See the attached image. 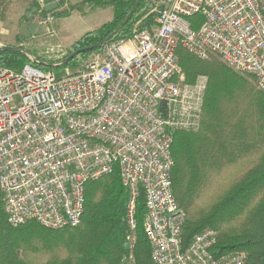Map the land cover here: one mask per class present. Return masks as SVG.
<instances>
[{"label": "built area", "instance_id": "obj_1", "mask_svg": "<svg viewBox=\"0 0 264 264\" xmlns=\"http://www.w3.org/2000/svg\"><path fill=\"white\" fill-rule=\"evenodd\" d=\"M179 47L220 58L264 92V0H163L156 27L107 41L76 75L59 79L32 62L20 72L0 66V199L9 224L76 227L87 183L118 170L128 192L122 264H139L141 195L151 264L246 263L245 250H219L210 228L183 238L174 133L199 127L208 78L186 81Z\"/></svg>", "mask_w": 264, "mask_h": 264}, {"label": "trees", "instance_id": "obj_2", "mask_svg": "<svg viewBox=\"0 0 264 264\" xmlns=\"http://www.w3.org/2000/svg\"><path fill=\"white\" fill-rule=\"evenodd\" d=\"M138 0H82L61 9H47L41 0H0L3 13L19 6L20 23L55 18L71 12L82 15L111 7L113 18L75 40L58 61L62 64L72 53L84 49L67 64L83 66L103 47L92 49L112 34L128 17ZM163 0H141L130 19L110 40L132 37L157 26ZM20 33L17 40L20 41ZM23 38V37H22ZM109 41V40H108ZM18 49L0 50V66L20 72L25 64L53 71L48 61L35 57L24 45L6 44ZM178 56L186 81L203 74L208 87L200 125L174 133L171 181L175 198L185 214L183 238L206 228L214 230L216 247L221 251L245 250V264H264V92L251 75L241 74L220 58L201 59L179 47ZM35 60H31L30 56ZM61 66V65H58ZM128 192L119 171L90 181L86 185V208L76 227L46 228L36 221L13 226L8 223L0 199V264H122L129 232L126 217ZM144 196L138 202L139 264H151L143 221ZM42 236L47 244H36ZM50 248L52 251H47Z\"/></svg>", "mask_w": 264, "mask_h": 264}, {"label": "rangeland", "instance_id": "obj_3", "mask_svg": "<svg viewBox=\"0 0 264 264\" xmlns=\"http://www.w3.org/2000/svg\"><path fill=\"white\" fill-rule=\"evenodd\" d=\"M81 0H64L66 6L75 4ZM43 4V3H42ZM22 7L10 6L5 12V18L0 8V47L6 44L24 45L35 57H41L52 64L53 71L57 78H64L70 73L76 72L79 67L83 66L84 58L77 60V64H69L58 66L54 63L60 60L71 48L73 42L79 39L88 31L99 28L103 23L113 18V10L111 7L99 8L88 12L85 15L71 12L65 16L54 18L52 22L44 20H34L20 23L19 11ZM36 25L37 33L31 27ZM27 27L28 31L21 33V28ZM21 34V40H17L18 34ZM23 37V38H22ZM34 59V56L29 55ZM36 244L40 248H46L47 244L42 236H38ZM47 251H52L48 248Z\"/></svg>", "mask_w": 264, "mask_h": 264}, {"label": "water", "instance_id": "obj_4", "mask_svg": "<svg viewBox=\"0 0 264 264\" xmlns=\"http://www.w3.org/2000/svg\"><path fill=\"white\" fill-rule=\"evenodd\" d=\"M42 3L47 7V9H56L58 7V2L60 0H41ZM141 2V0H138L135 7L133 8V10L130 12V14L128 15V17L125 19V21L120 24V26L117 28V30H115L112 34H110L105 40H103L102 42H100L99 44H96L94 46H92L91 48L94 49V48H98L102 45H104L108 40H110L114 34L121 28L124 26V24L130 19V17L133 15V13L135 12V10L137 9L139 3ZM29 21H34L32 17H29ZM32 25V23H31ZM37 26L35 25H32L31 29L34 31V32H38L37 31ZM21 33L23 31H28L27 27H23L21 28ZM3 49H8V50H12V49H18V48H14V47H11V46H6V47H0V50H3ZM84 51V49H80V50H77L76 52L72 53L62 64H59V65H64V64H67L70 60L74 59V57L78 56L80 53H82Z\"/></svg>", "mask_w": 264, "mask_h": 264}, {"label": "crops", "instance_id": "obj_5", "mask_svg": "<svg viewBox=\"0 0 264 264\" xmlns=\"http://www.w3.org/2000/svg\"><path fill=\"white\" fill-rule=\"evenodd\" d=\"M82 1V0H81ZM80 2V1H79ZM78 3V2H77ZM76 4V3H75ZM70 5H68V6H66L65 5V3H63V6L61 7V9H63V8H67V7H69ZM76 13H78V12H76ZM80 14V13H79Z\"/></svg>", "mask_w": 264, "mask_h": 264}]
</instances>
